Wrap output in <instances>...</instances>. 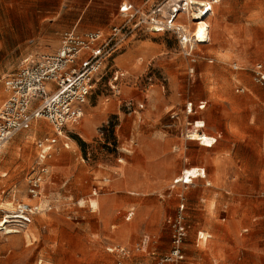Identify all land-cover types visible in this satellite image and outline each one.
<instances>
[{
	"label": "rangeland",
	"instance_id": "374dc122",
	"mask_svg": "<svg viewBox=\"0 0 264 264\" xmlns=\"http://www.w3.org/2000/svg\"><path fill=\"white\" fill-rule=\"evenodd\" d=\"M117 3L0 0V103L5 77L25 58L53 52L64 31L120 22ZM179 19L192 28L187 15ZM205 21L209 42L193 50L196 62L169 32L141 29L129 37L102 70L80 120L56 137L38 197L28 194L25 176L36 166L35 142L53 136L52 127L33 120L5 144L0 222L17 202L38 209L22 229L0 225V264H115L106 247L132 249L142 236L148 249L165 253L167 218L180 197L188 262L264 264V86L251 76L255 63L264 67V0H219ZM199 100L205 109L186 115L185 103ZM194 120L204 121L207 135L220 133L214 147L185 139ZM36 125L42 128L33 132ZM194 166L204 167L207 179L174 184ZM131 260L150 258L137 252Z\"/></svg>",
	"mask_w": 264,
	"mask_h": 264
},
{
	"label": "built area",
	"instance_id": "2783aa9c",
	"mask_svg": "<svg viewBox=\"0 0 264 264\" xmlns=\"http://www.w3.org/2000/svg\"><path fill=\"white\" fill-rule=\"evenodd\" d=\"M219 0H146L140 6L122 3L118 12L122 21L113 24L107 31L70 29L60 34L57 48L46 54L25 58L21 65L5 77L3 84L6 96L0 103V155L5 144L18 132L26 130L33 120L44 119L52 127L53 136L38 139L36 147V166L32 167L25 176L27 192L32 198L40 195L41 187L49 176L47 160L51 157L56 137L62 135L66 126L76 123L83 115V106L95 88L102 70L107 62L113 59L124 48L125 42L136 31L144 29L151 33H171L178 46L191 62L196 55L193 50L208 42V25L206 38L199 42L193 35L197 23L205 21L212 13V6ZM194 2V3H192ZM187 15L192 28L185 21H179L181 15ZM233 70L238 66L232 65ZM193 72L189 68V74ZM114 70L113 81L117 78ZM252 81L264 86V67L262 63H255L251 69ZM116 91L115 86H111ZM238 87L235 92H242ZM130 104V101H128ZM205 102L194 104L188 101L184 105L185 114L202 110ZM190 124L192 131L198 134L195 141L199 145L210 148L211 142L203 143V123L197 120ZM190 133V132H189ZM185 139L189 140L188 134ZM56 135V136H55ZM65 146V145H64ZM194 175L183 170L181 175L174 179V184L187 186L190 179L204 178L203 168H194ZM36 205L17 202L16 207L8 218L17 228L22 229L31 222L32 215L37 211ZM185 204L180 197L178 207L172 216L167 218L170 229L169 249L158 254L148 249L147 239L140 240L136 247L130 249L123 245H110L106 251L115 256V264H135L132 256L137 253H146L150 260L139 264H197L188 262L185 253V240L188 225L185 220ZM131 212L125 219L129 220ZM1 221L0 223H2ZM199 240L202 236L198 237ZM205 239V238H203Z\"/></svg>",
	"mask_w": 264,
	"mask_h": 264
},
{
	"label": "bare ground",
	"instance_id": "6f19581e",
	"mask_svg": "<svg viewBox=\"0 0 264 264\" xmlns=\"http://www.w3.org/2000/svg\"><path fill=\"white\" fill-rule=\"evenodd\" d=\"M192 3H194V2H192ZM206 23H207L206 21L198 22L197 23V27H195L194 30H193V35H195L196 39L199 40V42L203 41V39L206 38V31H205L206 30L205 27L207 25ZM41 128H42L41 125H36V126L33 127V132L34 131H40ZM33 132H31L30 134L28 133L29 134V135H27L28 139H32L34 137L33 136L34 135ZM197 137H198V134L196 132H194V131H191L188 134V138L191 141H195L197 139ZM211 140H212V136H209V135L203 133V140H202L203 143H209V142H211ZM185 170H186V173H188L189 175H194V173H195L194 169H185ZM189 181H191V179ZM84 202L85 201H82V200L80 201L81 204L84 203ZM9 217L10 216L5 215V219L3 220L2 223H0V225H4V223L10 222L9 219H8Z\"/></svg>",
	"mask_w": 264,
	"mask_h": 264
},
{
	"label": "crops",
	"instance_id": "0c3cea01",
	"mask_svg": "<svg viewBox=\"0 0 264 264\" xmlns=\"http://www.w3.org/2000/svg\"><path fill=\"white\" fill-rule=\"evenodd\" d=\"M114 2L115 1H118V3H117V6H116V13H115V15L116 16H119L120 17V20L122 21V18H121V15H120V13L118 12V9H119V6L122 4V3H130V4H132V5H134V6H140V5H142L143 3H145V1L146 0H139V1H137V0H113ZM195 1H199V0H195ZM215 4V3H214ZM214 6V5H213ZM213 6H212V11H213ZM210 15V14H209ZM115 16V17H116ZM120 21V22H121ZM120 22H118V23H120ZM117 22L116 23H112V24H110L109 25V27L107 28V29H99V30H103V31H107L109 28H110V26L111 25H113V24H118ZM75 30V29H74ZM95 30H97V29H95ZM208 42H209V40H208ZM208 42H206V43H208ZM206 43H204V44H202V45H200V46H198V47H201V46H203V45H205ZM198 47L196 48V49H198ZM195 49V50H196ZM196 59H197V57H195V61L194 62H196ZM207 60L209 61V62H212V59H210V58H207ZM189 61L191 62V60L189 59ZM189 69V68H188ZM200 101H202V102H205V106H206V101H204V100H199L198 102H200ZM198 102H196V103H194V104H197ZM205 109V107L202 109V110H204ZM202 110H198V111H202ZM198 122H200V123H203V127H202V129L204 128V121H199V120H197ZM202 132H203V130H202ZM19 133V132H18ZM204 133V132H203ZM212 137H215L216 138V142H215V144H213L210 148H212V147H214L215 145H216V143H217V141H218V139L220 138V133H216L215 135H212ZM199 145V144H198ZM199 146H201V145H199ZM201 147H203V146H201ZM203 148H205V147H203ZM198 164H200V163H197V165ZM203 168L204 169V174H205V177L204 178H196V179H201V180H204V179H207V174H208V172L206 173V170H205V168L204 167H202V166H194V167H190V168H186V169H194V168ZM3 174V176H5L6 175V173L4 172V173H2ZM194 179V178H193ZM193 179H191V182H192V180ZM96 193H94L93 192V194L92 195H95ZM94 207V206H93ZM129 212H131L130 210H128L125 214L127 215ZM132 214H133V212H131V216H132ZM126 217V216H125ZM127 221V220H126ZM147 239V243H149L150 241H149V238L147 237V236H142L141 237V240L142 239Z\"/></svg>",
	"mask_w": 264,
	"mask_h": 264
},
{
	"label": "trees",
	"instance_id": "16d2710c",
	"mask_svg": "<svg viewBox=\"0 0 264 264\" xmlns=\"http://www.w3.org/2000/svg\"><path fill=\"white\" fill-rule=\"evenodd\" d=\"M77 142L79 145H81V146L83 145V143L81 141H79L78 139H77Z\"/></svg>",
	"mask_w": 264,
	"mask_h": 264
}]
</instances>
